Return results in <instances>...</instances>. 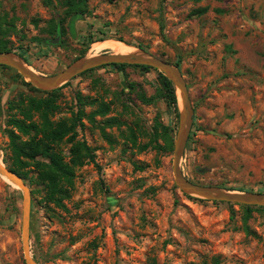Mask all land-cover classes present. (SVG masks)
<instances>
[{
    "label": "rangeland",
    "instance_id": "obj_1",
    "mask_svg": "<svg viewBox=\"0 0 264 264\" xmlns=\"http://www.w3.org/2000/svg\"><path fill=\"white\" fill-rule=\"evenodd\" d=\"M66 11L63 0H0V20L7 14L16 24L10 45L45 75L82 53L126 48L95 47L109 39L173 63L180 59L195 110L184 174L205 185L264 192V0H88L76 35L69 18L65 44L59 45L47 29L50 19ZM26 82L0 65V148L9 167L14 153L8 120L17 112L10 101L22 92L46 96ZM68 82L53 120L72 118L80 107L78 92L94 101L84 106L87 115L102 103L110 107L78 126L101 171L94 163L77 167L66 208H59L44 201L43 185L35 182L38 171L25 167L32 191L31 250L39 262L211 264L217 257L219 264H264L262 206L248 214L242 204L185 193L174 181V149H142L158 123L173 128L174 141L179 125L180 109L159 95L164 88L157 70L106 65ZM142 93L155 96L154 102L145 103ZM70 148L61 145L67 158ZM22 199V190L0 174V264H26Z\"/></svg>",
    "mask_w": 264,
    "mask_h": 264
},
{
    "label": "trees",
    "instance_id": "obj_2",
    "mask_svg": "<svg viewBox=\"0 0 264 264\" xmlns=\"http://www.w3.org/2000/svg\"><path fill=\"white\" fill-rule=\"evenodd\" d=\"M46 1L50 3V0ZM63 4L67 7L65 16H60L58 19H50L47 29V32L51 36H56L54 39L55 42L61 41L59 45L65 44V39L63 37L67 34L68 28L66 23L69 18L70 23H68L70 24L72 34L73 36L76 35L75 23L77 20L82 19L87 13L88 0H63ZM204 11L205 8L202 9L200 13ZM8 23L9 25H7ZM15 29L16 24L13 21H9L7 14L3 15L0 20V52H17L10 45L8 39L11 31H15ZM38 41L42 42L40 38H38ZM43 42L47 43L49 40L44 39ZM17 53L28 62L24 52ZM83 56H85V53L79 55L78 58ZM180 62L181 60L179 59L175 64L180 67ZM111 65L125 66L127 64ZM105 66L106 65L101 67ZM137 66H142L147 70L152 69L150 66ZM157 71L159 72V77L164 88L163 92L159 95L165 98L166 102L170 106H173L175 111L178 112L179 97L175 87L162 72L159 70ZM26 84L29 86L30 90L44 93L46 96L37 97L22 92L19 94V98L16 101H10V109L17 110L8 120L11 126L8 130V135L10 138L11 150L14 153V161L10 168L24 179H27L29 178V174L28 171L25 170V167L31 165L34 170L38 171V175L36 181L31 178L30 182L35 181L43 185L44 201L46 203H52L59 208H66L65 200L70 197V188L74 183L76 168L84 166L87 163H94L101 171V166L96 160L95 149L91 147L86 140L79 139L78 126H84V117L92 118L95 114L106 115L110 107L108 104L102 103V106H100L101 108L87 115L84 106L94 101L87 102L81 93L78 92L77 99L80 107L78 111L73 114L72 118L53 120V116L59 110L57 101L60 95V89L65 86V84L52 91L40 90L30 82H26ZM142 100L145 103H152L155 100V96L148 97L146 94L142 93ZM35 116H38V119H35ZM113 119L114 118L108 119L107 123L112 125ZM173 132V128L169 125L163 124L162 122L158 123V126L155 127L153 138L150 142L144 144L142 149H147L152 145L160 151H172L174 149ZM23 136H26L27 139L23 140ZM159 137L163 138L164 143L161 144L158 142ZM64 142L71 144L69 158H67L61 150V145ZM242 206L246 209L248 214L257 208V206ZM262 207L264 208V206ZM219 262V258L216 257L211 264H219Z\"/></svg>",
    "mask_w": 264,
    "mask_h": 264
},
{
    "label": "water",
    "instance_id": "obj_3",
    "mask_svg": "<svg viewBox=\"0 0 264 264\" xmlns=\"http://www.w3.org/2000/svg\"><path fill=\"white\" fill-rule=\"evenodd\" d=\"M132 64L150 66L162 72L175 87L179 97V125L174 141L173 172L176 185L185 193L198 197L231 202L248 206H264V192L240 191L215 185H204L190 180L183 172L182 161L191 136L195 110L192 104L188 83L179 66L162 57L143 50L128 53L104 52L85 55L71 62L63 70L45 75L33 69L15 51L0 52V65L18 71L28 82L43 91L57 89L83 72L104 65ZM0 174L18 186L23 192L22 199V249L26 264H42L31 250L32 191L25 179L7 166L0 148Z\"/></svg>",
    "mask_w": 264,
    "mask_h": 264
},
{
    "label": "bare ground",
    "instance_id": "obj_4",
    "mask_svg": "<svg viewBox=\"0 0 264 264\" xmlns=\"http://www.w3.org/2000/svg\"><path fill=\"white\" fill-rule=\"evenodd\" d=\"M105 45V44H116V45H122L125 46L126 48H122V47H116V50L122 51V52H116V53H128V52H132L133 48L132 47H128L124 42H120V41H116V40H105V41H100L97 44H95V47H97L98 45ZM6 178V177H5Z\"/></svg>",
    "mask_w": 264,
    "mask_h": 264
}]
</instances>
